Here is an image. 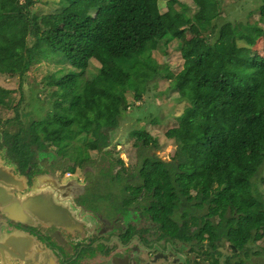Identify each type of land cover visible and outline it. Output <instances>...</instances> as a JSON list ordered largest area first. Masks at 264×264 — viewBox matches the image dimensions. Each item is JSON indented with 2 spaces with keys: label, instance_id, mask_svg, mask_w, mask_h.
Masks as SVG:
<instances>
[{
  "label": "trees",
  "instance_id": "obj_1",
  "mask_svg": "<svg viewBox=\"0 0 264 264\" xmlns=\"http://www.w3.org/2000/svg\"><path fill=\"white\" fill-rule=\"evenodd\" d=\"M162 1L168 2L166 12ZM181 2L60 0L62 13L40 16L35 0H0V62L10 63L5 74L24 80L43 61L71 69L61 78L50 73L45 79L56 99L45 121L23 124L13 92L0 88V125L18 127L16 133L4 131V144L18 152L21 163L31 159L34 148L63 152L79 143L88 151L109 149L111 133L135 107L128 93L146 94L154 87L148 83L163 70L177 100L187 104L180 120L189 126L175 139L170 162L146 155L160 148L157 138L145 130L130 133L143 186L157 204L169 203L172 212L181 208L187 226L193 214L211 219L199 225L195 237L229 240L234 264L259 263L264 259L259 245L264 241V190L257 188L264 170V59L244 49L239 27L220 23L224 0H192L193 16ZM178 5L183 24L176 20ZM260 11L264 18V3ZM259 28L245 27L256 38L264 35ZM172 46L182 57L179 80L152 57L154 52L168 56ZM211 54L217 58L206 70ZM94 65L99 67L92 81L103 94L89 98L83 87ZM196 92L208 100L195 101ZM9 114L14 117L5 118ZM53 124L56 134L48 128ZM246 231L250 238L241 248Z\"/></svg>",
  "mask_w": 264,
  "mask_h": 264
},
{
  "label": "flooded vegetation",
  "instance_id": "obj_2",
  "mask_svg": "<svg viewBox=\"0 0 264 264\" xmlns=\"http://www.w3.org/2000/svg\"><path fill=\"white\" fill-rule=\"evenodd\" d=\"M0 146V264H234L229 240L195 237L211 219L193 214L187 226L181 208L157 204L137 148L131 168L113 149H78L79 160L75 149H29L21 163Z\"/></svg>",
  "mask_w": 264,
  "mask_h": 264
},
{
  "label": "rangeland",
  "instance_id": "obj_3",
  "mask_svg": "<svg viewBox=\"0 0 264 264\" xmlns=\"http://www.w3.org/2000/svg\"><path fill=\"white\" fill-rule=\"evenodd\" d=\"M36 5L35 13L38 15H50L62 13L60 0H35ZM264 0H224V8L222 9L220 23L223 21L232 22L234 25L241 29L240 41L241 45L252 56L264 59V35L263 37L256 38L255 36L247 33V26L251 24V27H260L264 31V18L261 16V7ZM168 2H160V8L162 12H166L168 9ZM181 5H188L191 9V16L194 14V6L192 0H182ZM226 6H229L226 8ZM176 20L183 24L184 16L181 13L182 7L178 5L176 7ZM185 28V26H183ZM246 27V29H245ZM259 28V29H260ZM189 29H193L189 28ZM200 31V30H199ZM193 32L197 35L198 30L193 29ZM201 32V31H200ZM199 34H202V32ZM153 59L161 66V68H167L169 71L175 74L176 80H179V72L182 69L181 53L178 50H174V46L169 48L168 56L159 52H154ZM97 60L98 57L95 56ZM217 56L211 54L205 69L210 70L212 64L215 62ZM136 59H140V56H136ZM99 66L94 65L91 67L90 73L87 75L86 83L83 87V94L89 98L100 97L103 91L94 84L93 77L96 72V68ZM10 68L9 62H0V88H4L13 92L15 98V105H19V112L22 115V123L27 124L33 120H44L49 117L48 111L53 108V104L56 101L53 98L54 89L50 88L46 84V78L50 73L55 74L58 78L63 77L64 71L71 70L69 65H62L58 61L55 63L43 61L37 64L22 80L20 77H11L5 74ZM166 73L161 72L148 83V86L154 85L152 89L146 91V94L141 95V89L137 88L136 92L141 95L139 98L136 93H128V100L135 107L132 110L124 114L119 127L111 133L112 146L109 149H113L116 153L118 165H131L134 168V164L137 162L135 158V147L130 141V133L136 130H145L159 141L160 157L165 160H171L175 150V139L185 131H187L189 123L181 121L180 117L187 108V104L179 102L177 100L178 94L171 89L170 80L164 79ZM92 77V78H91ZM89 80V82H87ZM195 101L205 103L208 100V96L200 92L195 93ZM33 100L34 103L32 102ZM6 115L5 118H13ZM156 118L161 120L159 125L152 124V121ZM5 122V121H3ZM52 130L51 134H56L59 130L56 129V125H50L48 127ZM18 129L15 127L3 128L0 125V140H4V131L10 133H16ZM82 141V140H81ZM79 142V141H78ZM1 148V146H0ZM192 147H190L191 149ZM35 149V148H34ZM68 149V148H65ZM72 149H75V156L77 160L80 159L78 149H81V144L74 143ZM112 152H107V155H111ZM93 157H95L93 155ZM121 163V164H120ZM66 166H64L65 168ZM68 167L65 171H70ZM264 170H261L259 179V185L257 188L264 190ZM263 183V184H262ZM199 217V216H198ZM200 221L202 219H199ZM203 221V220H202ZM204 222V221H203ZM250 238L249 232H245L239 239L241 248L248 242ZM261 247H264V241L259 243ZM248 264H264V259L258 261H252Z\"/></svg>",
  "mask_w": 264,
  "mask_h": 264
},
{
  "label": "built area",
  "instance_id": "obj_4",
  "mask_svg": "<svg viewBox=\"0 0 264 264\" xmlns=\"http://www.w3.org/2000/svg\"><path fill=\"white\" fill-rule=\"evenodd\" d=\"M69 177V175H64V178L67 179Z\"/></svg>",
  "mask_w": 264,
  "mask_h": 264
}]
</instances>
